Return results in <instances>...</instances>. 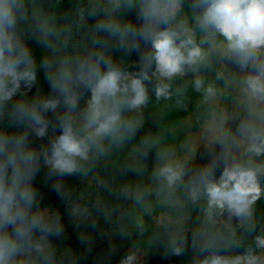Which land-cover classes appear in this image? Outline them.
Here are the masks:
<instances>
[{
	"label": "clouds",
	"instance_id": "clouds-1",
	"mask_svg": "<svg viewBox=\"0 0 264 264\" xmlns=\"http://www.w3.org/2000/svg\"><path fill=\"white\" fill-rule=\"evenodd\" d=\"M154 200L198 226L147 236ZM260 201L264 0H0V264H264Z\"/></svg>",
	"mask_w": 264,
	"mask_h": 264
},
{
	"label": "trees",
	"instance_id": "trees-1",
	"mask_svg": "<svg viewBox=\"0 0 264 264\" xmlns=\"http://www.w3.org/2000/svg\"><path fill=\"white\" fill-rule=\"evenodd\" d=\"M190 103L189 109L187 112L181 110L176 111L175 109H170L168 111L167 118L165 120V126L168 130L169 137L167 143L175 146L178 151L180 145L183 144L186 140L191 139L194 134L199 132L202 128V121L199 119L197 111L195 109V105L197 102V96L194 93H189ZM48 199L53 203H58V198L56 194L50 190H46ZM155 205V210L151 218L146 220L147 224V236H157L162 241H166L168 236L171 234L165 231L166 225L178 226L183 229L186 235L190 234L195 228L198 226L200 213L197 208L186 207L183 210V213L180 216H176L170 209L164 206L162 203H158L155 200L153 201ZM258 213L264 216V201L258 202ZM166 213L167 215L179 219L177 222H169L167 220H163V224L160 226L156 224V217L159 215ZM67 224V220L65 221ZM68 233H69V243L71 246L76 249L79 248L78 240H77V232L68 225ZM102 245L98 242L97 244V252L100 251ZM149 253L148 263L146 264H191L192 256L191 253L186 254L183 257H165L163 255L164 247L163 244L155 245ZM87 264H92V261L89 260Z\"/></svg>",
	"mask_w": 264,
	"mask_h": 264
},
{
	"label": "rangeland",
	"instance_id": "rangeland-1",
	"mask_svg": "<svg viewBox=\"0 0 264 264\" xmlns=\"http://www.w3.org/2000/svg\"><path fill=\"white\" fill-rule=\"evenodd\" d=\"M203 132H204V125H202V128L199 132H197L196 134H194V136H192L191 141L194 144L200 143ZM163 220H167V221L172 222V223L179 221V219H176L174 217L167 215L166 213H163V214L159 215L158 217H156V224L160 226L161 224H163ZM146 263H148V258H146Z\"/></svg>",
	"mask_w": 264,
	"mask_h": 264
}]
</instances>
